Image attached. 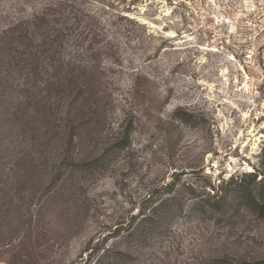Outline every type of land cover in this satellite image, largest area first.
Instances as JSON below:
<instances>
[{
	"label": "rangeland",
	"instance_id": "rangeland-1",
	"mask_svg": "<svg viewBox=\"0 0 264 264\" xmlns=\"http://www.w3.org/2000/svg\"><path fill=\"white\" fill-rule=\"evenodd\" d=\"M42 3L0 0V264L263 260L264 215L199 211L193 191L264 179V0H64L56 37L7 28ZM171 182L174 213L113 235Z\"/></svg>",
	"mask_w": 264,
	"mask_h": 264
},
{
	"label": "trees",
	"instance_id": "trees-1",
	"mask_svg": "<svg viewBox=\"0 0 264 264\" xmlns=\"http://www.w3.org/2000/svg\"><path fill=\"white\" fill-rule=\"evenodd\" d=\"M63 1L64 0H43L42 4L32 8V13L28 16L23 17L21 15H14L7 28H18L22 26V23L27 22L35 28V32L43 31L39 37L40 40H49V35L56 37V34L51 33V29L54 31V28L52 25H49L47 17L51 16V12L55 11L57 7H61ZM19 30L18 39L23 40L28 37V35L24 33V30ZM59 33L61 34L60 30ZM76 128L77 126L75 124H70V134L67 137V145L69 146L73 143V135ZM129 144L130 135L129 133H125L124 136L118 140L114 149L123 148ZM103 159L104 158L100 157L97 159L98 161H94L96 163L93 165L98 166L99 161L104 162ZM258 177L259 174L257 173H245L242 176H231V178L227 180L222 179L218 186L210 182L204 186V188H210V192L204 191L202 193L193 191L195 192V199L197 201L195 203L196 208L199 209V211L206 213L213 212L219 215H225L234 208L238 210L244 208L253 214L264 215V179L258 180ZM174 186L175 183L171 182L161 187L159 190L163 191V196L157 199L150 198L148 200L150 205L144 207L139 215L132 217L127 226L116 227V231L113 235L115 237L122 236L127 240L134 239L139 235L147 236L149 231L155 230L168 212L169 214L170 212L174 213L177 206L181 204V199L174 194ZM166 209L169 211H165ZM143 239L145 238L143 237ZM104 243L105 242H102L94 247L89 246L87 251L95 255L103 249ZM112 252L115 253L114 257L110 254ZM102 256L103 258H101ZM102 256L97 260L96 264L102 263L104 259H108V264H131L133 260V255L130 252L115 250L114 248H104ZM110 257H112V259H109ZM219 260L222 261L223 264H264V259L248 261L246 259L235 260L232 257H226L220 258Z\"/></svg>",
	"mask_w": 264,
	"mask_h": 264
},
{
	"label": "built area",
	"instance_id": "built-area-1",
	"mask_svg": "<svg viewBox=\"0 0 264 264\" xmlns=\"http://www.w3.org/2000/svg\"><path fill=\"white\" fill-rule=\"evenodd\" d=\"M252 57V55L249 53V54H247V58H251Z\"/></svg>",
	"mask_w": 264,
	"mask_h": 264
}]
</instances>
